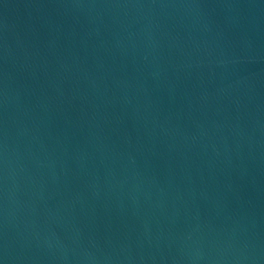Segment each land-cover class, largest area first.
<instances>
[{"label": "water", "instance_id": "water-1", "mask_svg": "<svg viewBox=\"0 0 264 264\" xmlns=\"http://www.w3.org/2000/svg\"><path fill=\"white\" fill-rule=\"evenodd\" d=\"M0 264H264V0H0Z\"/></svg>", "mask_w": 264, "mask_h": 264}]
</instances>
